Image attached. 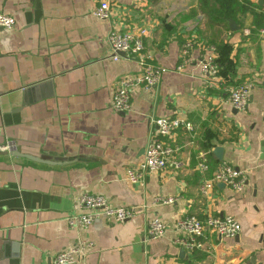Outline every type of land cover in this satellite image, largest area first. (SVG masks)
<instances>
[{"label":"crops","instance_id":"0c3cea01","mask_svg":"<svg viewBox=\"0 0 264 264\" xmlns=\"http://www.w3.org/2000/svg\"><path fill=\"white\" fill-rule=\"evenodd\" d=\"M103 1L109 19L94 13ZM223 8L231 16L220 15ZM0 12L16 20L0 29V151L13 144L58 162L0 154V264H52L82 240L95 246L74 264H264V0H0ZM113 29L142 32L146 61L169 69L157 86L136 87L127 111L112 107L113 92L140 67L135 58L112 57ZM188 39L195 41L192 61L177 71ZM217 44L212 76L200 62L206 46ZM245 81L255 87L239 111L225 88ZM157 117L193 125V132L181 127L161 137L179 148L184 166L132 183L127 172L143 159ZM200 158L211 167L206 174ZM222 161L245 172V189L217 183L202 195L201 179ZM81 193L139 212L70 228L67 217L84 212L76 204ZM156 196L176 200L154 205ZM208 214L235 217L240 232L208 231L192 252L175 242L178 219ZM152 217L170 229L147 242Z\"/></svg>","mask_w":264,"mask_h":264},{"label":"built area","instance_id":"2783aa9c","mask_svg":"<svg viewBox=\"0 0 264 264\" xmlns=\"http://www.w3.org/2000/svg\"><path fill=\"white\" fill-rule=\"evenodd\" d=\"M94 13L99 19H109L111 16L110 4L107 1H103L95 9ZM15 25L16 20L14 17L0 12V29H12ZM259 32L264 36V26L259 29ZM108 42L113 51V58L118 59L120 54H123L127 57L135 58L140 67L137 73L122 78L113 92L112 107L116 111H127L131 107L132 91L140 85L157 86L163 74L169 69L146 61L142 32L113 29L109 34ZM194 48L195 41L192 39H188L183 43L180 52L181 63L175 66V70L183 71L186 64L192 61L191 56ZM217 52L216 46H206L205 54L200 62L201 70L204 73L212 76L217 74ZM254 87L253 81L227 86L225 88L227 91L226 101L234 109L245 110L248 107L250 93ZM151 121L155 130L147 143L144 157L135 169H129L127 172V179L132 183L142 182L146 174L162 171L167 167L176 172L184 166V162L178 156L179 148L169 145L161 137L170 136L181 127L193 132V125L185 119L170 117H157ZM197 168L202 174H206L211 167L205 158H200ZM217 183H224L232 189L241 192L246 187L247 176L244 171L227 161H222L213 169L210 176L201 179L199 185L200 193L207 196ZM175 200L174 197L156 196L152 202L154 205H164L172 204ZM76 204L84 212L70 215L66 219L69 227L75 229L87 228L99 217H106L116 222H124L134 218L139 212L138 207L113 206L109 199L100 193H81L77 196ZM169 229L170 225L165 223L160 217H152L148 221L146 241L162 237ZM173 229L180 235L175 242L192 252L202 248V239L208 231H213L220 236H236L241 230V225L231 215L219 217L208 214L202 218L196 215H187L178 219L174 223ZM94 246L93 242L82 240L75 246L57 253L52 264H74L80 262L86 257L88 250L94 248Z\"/></svg>","mask_w":264,"mask_h":264},{"label":"water","instance_id":"95a60500","mask_svg":"<svg viewBox=\"0 0 264 264\" xmlns=\"http://www.w3.org/2000/svg\"><path fill=\"white\" fill-rule=\"evenodd\" d=\"M8 147H6L8 149V151L6 150H3V151H0V154H6V152H9L11 155H20V156H25L29 159H32L34 161H38V162H42V163H47V164H56L58 163L57 161H53V160H50V159H43V158H40V157H36V156H33V155H29V154H22L20 152H18L16 150V147L13 145V144H10V145H7ZM214 153L215 155L222 159V154H223V148L221 146H218L214 149Z\"/></svg>","mask_w":264,"mask_h":264},{"label":"trees","instance_id":"16d2710c","mask_svg":"<svg viewBox=\"0 0 264 264\" xmlns=\"http://www.w3.org/2000/svg\"><path fill=\"white\" fill-rule=\"evenodd\" d=\"M200 1V4L202 5L203 3H204V0H199ZM219 13H220V15H222V16H226V17H229V16H231L230 15V13H229V11L228 10H225L224 8L223 9H221V11H219ZM220 44H217V51H218V49H220Z\"/></svg>","mask_w":264,"mask_h":264}]
</instances>
